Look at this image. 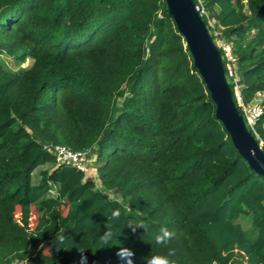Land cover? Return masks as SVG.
Here are the masks:
<instances>
[{
	"label": "trees",
	"instance_id": "16d2710c",
	"mask_svg": "<svg viewBox=\"0 0 264 264\" xmlns=\"http://www.w3.org/2000/svg\"><path fill=\"white\" fill-rule=\"evenodd\" d=\"M204 5L212 39L231 46L233 76L218 48L241 111L235 86L245 105L264 96V0ZM4 55L32 62L12 69ZM261 104L248 129L264 150ZM214 111L164 0H0V264H78L79 249L87 264H120L121 247L134 264L169 247L175 264H264V178ZM49 144L86 151L96 179ZM162 226L167 246L154 241Z\"/></svg>",
	"mask_w": 264,
	"mask_h": 264
},
{
	"label": "water",
	"instance_id": "95a60500",
	"mask_svg": "<svg viewBox=\"0 0 264 264\" xmlns=\"http://www.w3.org/2000/svg\"><path fill=\"white\" fill-rule=\"evenodd\" d=\"M164 2L166 12L173 17L178 32L185 40L193 66L215 105V118L223 125L234 148L249 168L264 178V150L257 137L246 126L243 115L235 104L221 51L196 10L194 0Z\"/></svg>",
	"mask_w": 264,
	"mask_h": 264
},
{
	"label": "built area",
	"instance_id": "2783aa9c",
	"mask_svg": "<svg viewBox=\"0 0 264 264\" xmlns=\"http://www.w3.org/2000/svg\"><path fill=\"white\" fill-rule=\"evenodd\" d=\"M195 8L198 11L201 18L204 20V18L207 21V28H209L212 31H215L214 29V21L210 17L208 9L204 5V0H195L194 1ZM209 30V29H208ZM210 32V30H209ZM216 32V31H215ZM217 35V33H214ZM219 41V38H217ZM219 48H221V51L223 52V56L227 61V68L229 69V74L233 76L231 68H229V63L233 60V56L231 53V46L227 42H220L217 44ZM222 54V53H221ZM235 82V79H234ZM235 88H238L235 86ZM236 99L241 107V113L243 115L245 124L248 128H253L254 123L256 119L262 114L263 112V105L261 104V101L255 100L254 103H251L249 105H245L241 101V97L239 95V91H235ZM260 96V95H259ZM258 96V97H259ZM44 148L49 149L56 157V161L58 163H66L68 165H71L75 167L76 169L82 171L85 173V176L88 171V165H87V152L86 151H80V150H73L68 146H65L63 144H49L44 145ZM52 192V191H51Z\"/></svg>",
	"mask_w": 264,
	"mask_h": 264
},
{
	"label": "clouds",
	"instance_id": "9594fccd",
	"mask_svg": "<svg viewBox=\"0 0 264 264\" xmlns=\"http://www.w3.org/2000/svg\"><path fill=\"white\" fill-rule=\"evenodd\" d=\"M107 221H111L112 223H106V231L99 237L101 241H103L104 245L110 243V241L114 238L115 233L111 230L116 223L120 221L121 213L117 209H113L110 214L107 216ZM132 230L135 231L136 227H140L147 231L149 228L148 223L141 221L139 223L133 224ZM174 233L170 231L167 227H160L159 231L154 236V241L157 245L167 246L168 242L173 238ZM62 240V238H61ZM81 256L78 264H87V257L84 255V249H79ZM120 264H134L132 257L134 253L131 249L126 247H121L118 249L116 253ZM176 255L175 249L169 247L166 253H149L144 257V264H175V261L170 259Z\"/></svg>",
	"mask_w": 264,
	"mask_h": 264
},
{
	"label": "rangeland",
	"instance_id": "374dc122",
	"mask_svg": "<svg viewBox=\"0 0 264 264\" xmlns=\"http://www.w3.org/2000/svg\"><path fill=\"white\" fill-rule=\"evenodd\" d=\"M214 33H217V31H213ZM218 39H216V43L219 44L220 42H224L223 39L219 38V41H217ZM3 60L4 62L6 63V65H8L10 68L12 69H18L19 67H29L31 65V62L32 60L31 59H27L24 63H16L11 57L9 56H3ZM233 60L229 63V68H231L233 74H234V71H235V64L232 63ZM236 79V77H235ZM235 91L237 92L238 91V88H235ZM263 95H260L257 100L258 101H261L263 99ZM87 165L90 167L93 168V161L92 159L90 158H87ZM86 177L87 178H94L96 179V174L93 173V171H90L88 174H86ZM98 183V182H97ZM99 184V183H98ZM97 184V185H98ZM99 186V185H98ZM55 189L52 190L51 193H55L54 191ZM108 194L111 196V197H115L117 199H121L120 198V195L117 193V192H111L109 191ZM39 212L40 210L37 209L36 206L32 205L31 206V209H30V217H29V225L31 228H33L36 224H37V221H38V217H39ZM64 212V210L62 211ZM19 215V207H16V210H15V216L17 217ZM238 222H240L242 224V226L244 227V229L246 230H249L250 228H252L251 226V222H250V218L249 217H244L242 219H239ZM47 247H44V251L47 252ZM16 264H20V263H16Z\"/></svg>",
	"mask_w": 264,
	"mask_h": 264
}]
</instances>
